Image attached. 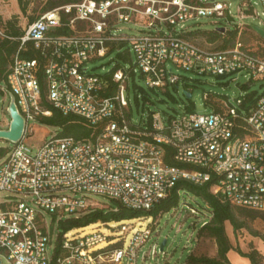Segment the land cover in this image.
<instances>
[{
  "label": "built area",
  "instance_id": "2783aa9c",
  "mask_svg": "<svg viewBox=\"0 0 264 264\" xmlns=\"http://www.w3.org/2000/svg\"><path fill=\"white\" fill-rule=\"evenodd\" d=\"M256 3L262 11L246 0L234 15L226 0H71L28 23L16 37L20 44L4 87L26 126L0 158V192H7L0 196V254L12 264H139L157 254V243L150 251L144 247L163 213L66 230L61 223L98 208L94 195L151 210L179 180H213L211 191L222 200L264 211V93L249 105L243 96L235 103L219 96L221 106L204 113L184 110L167 118L152 111L139 123L129 117L125 95L137 71L149 87L162 89L179 82L175 67L264 77V43L253 48L240 37L246 17L264 15V0ZM202 16L223 18L221 33L234 23L239 36L225 47L195 42L185 34L186 22ZM130 22L141 32H125ZM123 44L135 54L132 67L89 71V60ZM30 49L38 56H22ZM44 93L57 109L83 116L98 132L89 138L55 133L37 149L28 147L30 121L52 112ZM210 96L205 93L206 100ZM167 147L179 164L166 160ZM45 212L54 215L51 226Z\"/></svg>",
  "mask_w": 264,
  "mask_h": 264
},
{
  "label": "rangeland",
  "instance_id": "374dc122",
  "mask_svg": "<svg viewBox=\"0 0 264 264\" xmlns=\"http://www.w3.org/2000/svg\"><path fill=\"white\" fill-rule=\"evenodd\" d=\"M50 0H28L26 10L23 11L18 0H0V34H3L11 22L14 26L25 29L32 16L36 17L48 5ZM231 1V11L234 15L238 13L239 5L246 0H226ZM248 1V0H247ZM259 11L262 7L257 0H251ZM247 12H250L247 11ZM239 21L238 18H235ZM264 15L260 12V17L248 16L244 19L247 26L241 34V39L249 46L256 48L264 41L255 30V26L264 28ZM225 24L223 18L215 16H202L186 22V35L197 43L210 47H220V45L232 42L239 34L235 30V24L229 23L228 27L232 31L221 33L218 27ZM124 29L128 33H139L142 28L135 23H125ZM167 28V27H166ZM218 28V29H217ZM217 30L220 32L216 37ZM234 30V31H233ZM196 31V32H192ZM131 45L123 44L115 47L104 56H97L89 60L87 65L92 73L106 74L118 67L128 69L135 61L133 51L129 53ZM174 70L181 75L179 82L170 84L165 89L159 87H149L141 71L130 75L128 88L125 90L126 98L129 100L127 109L129 117L133 122L139 123L142 119L148 120L152 111H160L165 117L176 115L184 110L197 111L200 113L210 112L217 106H221L219 96H228L230 101L235 103V98L243 96L247 105L254 102L255 97L264 93V77H252L246 71L233 74H200L195 71H187L175 67ZM5 86L0 92V128H8L11 120L8 107L10 94ZM185 88H190L192 97H187ZM211 93L210 99H205V93ZM243 109V106L237 105ZM246 106V105H245ZM31 132L24 137L25 144L37 149L47 138L55 133L60 134V128L46 124L38 120L30 121ZM14 143L0 138V145L12 146ZM7 192H0L4 197ZM94 199L100 201L98 207H110L116 201L105 197L94 195ZM194 208L196 211H192ZM259 215L247 217L246 225L235 231L232 224L226 222V230L233 245L229 251V259L233 264H249L248 257L240 254V251L248 252L253 248L259 249L264 255V211L258 210ZM211 210L206 202L199 196L182 191L180 194V204L169 211L164 212L154 226V233L146 243V251H150L152 244L157 243V254L148 256L146 260L139 258V264H183L189 253L217 255V245L215 240L206 235L200 234L203 222L210 218ZM45 217L51 226L54 215L45 212ZM167 238L164 250H160L162 241ZM4 264H12L8 261L6 254H0ZM264 263V261H263Z\"/></svg>",
  "mask_w": 264,
  "mask_h": 264
},
{
  "label": "trees",
  "instance_id": "16d2710c",
  "mask_svg": "<svg viewBox=\"0 0 264 264\" xmlns=\"http://www.w3.org/2000/svg\"><path fill=\"white\" fill-rule=\"evenodd\" d=\"M27 1L28 0H18L23 11L26 10ZM66 1L71 0H50L44 10ZM38 16H32L28 23L32 22ZM24 31L25 29L14 26L11 22V27H8L3 34H0V92L1 87L6 85L10 66L13 63L14 55L20 44V41L16 37L22 35ZM216 34V37H219L220 32L217 30ZM225 46L226 43L220 45V47ZM22 56L37 57L38 53L35 50L30 49L28 51H23ZM255 100L256 97L254 102ZM43 104L52 112L50 115L40 116L39 120L43 123L59 127L61 129L60 134L74 135L77 138H89L98 132V128L92 127L83 116L75 113L64 114L61 110L57 109L52 103L45 100V93L43 95ZM8 150V145H0V158L3 157ZM167 150L168 154L166 160L170 163H177L171 157V148L167 147ZM212 183L213 180L203 184H195L188 180H179L168 195L148 211L127 207L120 201L113 199L116 201V204H113L110 207H98L79 217L69 218L67 221L61 223V228L66 230L73 227L83 226L97 220H119L142 214L158 216L161 213L177 207L180 204L179 190H184L201 197L210 207V218L205 220V223L201 225L200 234H206L215 240L217 245V255L209 256L206 254L189 253L183 264H233L228 255L229 251L233 248V245L226 230V222L229 221L234 230L238 231L246 225L247 217H255L256 215H259V211L254 208L236 205L230 201L222 200L217 194L211 191ZM239 252L249 258V264H264V255L257 248H253L248 252L240 250Z\"/></svg>",
  "mask_w": 264,
  "mask_h": 264
},
{
  "label": "water",
  "instance_id": "95a60500",
  "mask_svg": "<svg viewBox=\"0 0 264 264\" xmlns=\"http://www.w3.org/2000/svg\"><path fill=\"white\" fill-rule=\"evenodd\" d=\"M219 29H223V27H218ZM255 29L259 31L264 36V28L260 26H255ZM185 94L187 97H192V92L184 89ZM9 113L11 115V120L9 123L8 128H0V138L6 139L11 141L12 143H16L23 137L25 126H26V118L20 112L16 99L14 95H10V102L8 107ZM167 242V238H165L160 246V250L163 251L165 244ZM0 264H2V260L0 259Z\"/></svg>",
  "mask_w": 264,
  "mask_h": 264
}]
</instances>
